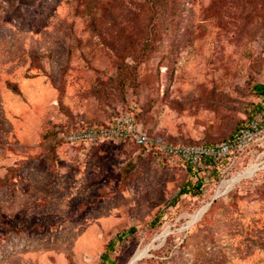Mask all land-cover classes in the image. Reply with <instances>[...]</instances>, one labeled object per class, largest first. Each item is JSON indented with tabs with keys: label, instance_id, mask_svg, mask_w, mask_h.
Instances as JSON below:
<instances>
[{
	"label": "rangeland",
	"instance_id": "374dc122",
	"mask_svg": "<svg viewBox=\"0 0 264 264\" xmlns=\"http://www.w3.org/2000/svg\"><path fill=\"white\" fill-rule=\"evenodd\" d=\"M257 86L264 0H0V264H264V150L197 190L178 159L66 139L132 112L217 144Z\"/></svg>",
	"mask_w": 264,
	"mask_h": 264
},
{
	"label": "built area",
	"instance_id": "2783aa9c",
	"mask_svg": "<svg viewBox=\"0 0 264 264\" xmlns=\"http://www.w3.org/2000/svg\"><path fill=\"white\" fill-rule=\"evenodd\" d=\"M260 109L232 136L217 144H171L151 136L132 112L120 113L101 124H83L72 128L66 136L75 147L104 141H129L154 156L178 159L190 166L194 179H202L204 186L217 172L220 176L233 170L249 155L264 150V97ZM203 186V187H204Z\"/></svg>",
	"mask_w": 264,
	"mask_h": 264
},
{
	"label": "trees",
	"instance_id": "16d2710c",
	"mask_svg": "<svg viewBox=\"0 0 264 264\" xmlns=\"http://www.w3.org/2000/svg\"><path fill=\"white\" fill-rule=\"evenodd\" d=\"M256 90H257V95L258 96H260V97H264V87H262V86H257L256 87ZM260 107H261V105L259 104V105H257V108H256V110H255V112H254V114L250 117V119L251 118H253L254 117V115L257 113V111L260 109ZM139 120V119H138ZM140 121V120H139ZM142 123V122H141ZM144 126V125H143ZM242 126V125H241ZM240 126V127H241ZM240 127H238L237 129H239ZM146 129V128H145ZM147 131V130H146ZM148 132V131H147ZM69 133V132H68ZM67 133V134H68ZM224 142V141H223ZM206 145H211V144H206ZM141 148V147H140ZM187 167H188V171H189V174L191 175V177L193 178L194 177V173H193V170H192V168L190 167V166H188L187 165ZM216 173V172H215ZM6 183L7 181H5V179H0V183ZM204 186V181L202 180V179H198V180H196V184H195V188L197 189V190H199V189H201L202 187ZM182 192L183 193H187L188 191H186V189H183L182 190Z\"/></svg>",
	"mask_w": 264,
	"mask_h": 264
},
{
	"label": "bare ground",
	"instance_id": "6f19581e",
	"mask_svg": "<svg viewBox=\"0 0 264 264\" xmlns=\"http://www.w3.org/2000/svg\"><path fill=\"white\" fill-rule=\"evenodd\" d=\"M252 172H253V170H251V171L249 172V175H251ZM217 194H218V196H220V195H221V192L219 191ZM203 212H204V210H202V211L200 212L199 215L195 216V220H198V219L202 216ZM194 222H195V221H194ZM143 254H146V253H139V254L136 256V259H139L141 256H143Z\"/></svg>",
	"mask_w": 264,
	"mask_h": 264
}]
</instances>
